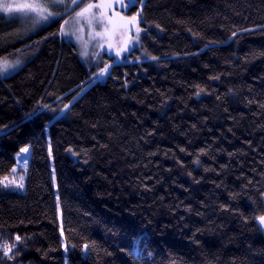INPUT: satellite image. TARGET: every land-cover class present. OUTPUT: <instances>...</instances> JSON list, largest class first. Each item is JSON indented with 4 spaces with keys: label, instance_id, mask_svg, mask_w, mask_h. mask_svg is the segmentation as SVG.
I'll use <instances>...</instances> for the list:
<instances>
[{
    "label": "trees",
    "instance_id": "obj_1",
    "mask_svg": "<svg viewBox=\"0 0 264 264\" xmlns=\"http://www.w3.org/2000/svg\"><path fill=\"white\" fill-rule=\"evenodd\" d=\"M145 4L130 57L160 60L117 62L103 82L63 20L7 48L26 61L0 79V176L30 148L24 189L0 187V238L30 239L0 264H125L136 238L146 264H264V0ZM19 26L0 15V36Z\"/></svg>",
    "mask_w": 264,
    "mask_h": 264
},
{
    "label": "snow or ice",
    "instance_id": "obj_2",
    "mask_svg": "<svg viewBox=\"0 0 264 264\" xmlns=\"http://www.w3.org/2000/svg\"><path fill=\"white\" fill-rule=\"evenodd\" d=\"M117 5L122 10L130 11L131 14L123 15L121 12H116L115 7ZM145 6V0H95V2L93 0H88V2H85V0H27V2L19 4L0 3V12L9 14L21 13L22 18L28 21L22 32L15 31L0 36V49L5 52V55H0V78H8L13 74L18 75L24 67L26 57L22 55V49L15 48V52L7 51L8 47H14L15 40L22 41L24 36L35 32L41 27L59 23L60 20H63V23L60 24L59 35L68 40L75 38L82 49L80 55L85 59L89 58V41L83 40L81 36L85 28L90 30L91 35L97 40L103 41L97 47L103 49L106 45L109 51H114L112 62H103V67H99L97 72L92 73V83H96L102 77L111 76L110 70L118 66L117 61H123L127 59L126 54L143 48L140 43L141 34L144 33L146 36H150L148 28L141 27L142 22L146 23V18L143 17ZM155 27L160 29L158 24ZM97 28H99V31L96 30ZM259 29L264 30V25L259 26ZM160 30L163 31V29ZM255 30L243 29L242 32ZM51 35H56V33ZM237 35L238 33L233 31L229 40ZM10 37H14V39H10ZM222 43H228V41H223ZM205 47H208V45H205ZM13 55L16 58L10 59L9 57ZM91 56L96 58L99 56V52H92ZM253 56L264 57V52L253 53ZM144 58L157 62L160 60V57L148 54L146 49L144 50ZM134 60L138 61L140 57H134ZM213 79H219V77H214ZM126 84L127 81H125ZM200 91H203V89H200ZM197 95H199V92H197ZM73 99H76V97L74 96ZM69 104H71V101ZM69 104H65L60 111L63 112L68 109ZM43 107L47 108L48 106L44 105ZM261 107H264V105H261ZM52 111L56 112L55 109ZM5 127L7 126L5 125ZM192 127L194 128L195 125ZM29 148L30 146L26 144L16 153L17 164L10 169V175L0 176V187L13 190L24 189L25 175L22 173L27 171ZM180 151L183 152L184 149H180ZM201 152H204V149H201ZM49 153H51L50 144ZM21 161L22 172L18 173ZM205 170L207 171V169ZM196 182L199 183V181ZM260 197L264 199V191L260 192ZM254 219L258 221L261 229L264 230V213L255 216ZM61 236H63V228H61ZM26 239L30 238L21 237L19 234L12 237V242L0 238V254L9 261H15L16 257L21 253L22 249L20 246H26ZM142 243L143 241L140 238H136V242L131 247L119 249L126 257L125 264H146V258L151 256V253L141 247ZM62 247L67 253L69 245L64 242ZM71 247L74 249L76 246L72 245ZM90 247L94 249L95 244L84 243L82 251L87 254ZM108 255L110 256L111 253H108Z\"/></svg>",
    "mask_w": 264,
    "mask_h": 264
},
{
    "label": "rangeland",
    "instance_id": "obj_3",
    "mask_svg": "<svg viewBox=\"0 0 264 264\" xmlns=\"http://www.w3.org/2000/svg\"><path fill=\"white\" fill-rule=\"evenodd\" d=\"M24 2H27V0H0V3H11V4H19V3H24ZM93 2H95V1H93ZM115 11L116 12H121L123 15H130L131 14L130 11L122 10L118 5L115 7ZM133 11H134V9H133ZM0 15L7 16V18L11 19V20H16L19 23V25H20L19 27L22 30H24L25 24L28 23V21H26L25 19L22 18V14L21 13H11V14H9V13L0 12ZM41 28H39V29H41ZM39 29H37V30H39ZM96 30L99 31V28H97ZM142 35H143V33L141 34V37H142ZM81 36H82L83 40L89 41V49H88L89 50V58L85 59L84 57H82L80 55V52H81L82 49H81L80 43H78L75 38H72L71 41L74 42V44L76 46V49H77V52H78V55L80 56V58L88 66L96 67L97 71H98L99 67H103V62H105V61L112 62V60L114 59V51H109L107 49L106 45H105V47L103 49L97 47V45L99 43H103V41H99L95 37H93L91 35L90 30L85 28V31L83 33H81ZM92 52H99V56L96 57V58H93L91 56ZM126 55H127V59L123 60V62H125V61H137V60H134L132 57H130V54H126ZM138 57H140V60L144 59V58L141 57V55L138 56ZM117 62H122V61H117ZM107 77L108 76L102 77V78H100L97 81L103 82V81H105L107 79ZM0 79H3V78H0ZM90 86H91V84L89 86H87V87H90ZM27 156L29 157V153L27 154ZM20 166H22V161L20 162Z\"/></svg>",
    "mask_w": 264,
    "mask_h": 264
},
{
    "label": "water",
    "instance_id": "obj_4",
    "mask_svg": "<svg viewBox=\"0 0 264 264\" xmlns=\"http://www.w3.org/2000/svg\"><path fill=\"white\" fill-rule=\"evenodd\" d=\"M263 200H264V199H263ZM257 225H258L259 229L261 230V232H262V234H263V236H264V230L261 229V227H260L258 221H257Z\"/></svg>",
    "mask_w": 264,
    "mask_h": 264
}]
</instances>
